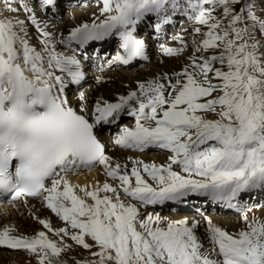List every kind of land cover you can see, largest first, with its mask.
I'll use <instances>...</instances> for the list:
<instances>
[{"label": "snow or ice", "instance_id": "1", "mask_svg": "<svg viewBox=\"0 0 264 264\" xmlns=\"http://www.w3.org/2000/svg\"><path fill=\"white\" fill-rule=\"evenodd\" d=\"M0 3L15 13L0 10V197L40 198L65 222L54 229L37 217L47 232L31 236L6 225L0 248L25 251L36 264H68L67 239L90 254L74 264H264V218L245 212L244 227L230 233L206 216L140 211L192 197L236 208L264 191V0H100L99 14L67 34L37 14L58 9L59 0ZM182 19L191 32L173 35L176 47L159 45L167 56L192 49L180 71L138 82L111 102L98 97L91 109L83 92L79 109L71 105L67 89L85 78L82 61L99 55L89 52L94 43L118 38L121 51L109 63L128 65L147 58L141 24L151 21L161 37ZM122 114L134 125L120 127L113 143L166 151V162L106 154L97 128ZM96 165L114 183L69 179ZM202 223L207 248L197 234Z\"/></svg>", "mask_w": 264, "mask_h": 264}, {"label": "bare ground", "instance_id": "2", "mask_svg": "<svg viewBox=\"0 0 264 264\" xmlns=\"http://www.w3.org/2000/svg\"><path fill=\"white\" fill-rule=\"evenodd\" d=\"M76 2L72 3L73 5L72 9L73 12L70 15H67L65 13H62V10L60 11V7L58 6V9H47L46 11H41L39 8H37V14L41 15L44 19L48 20L50 22V25L53 27V29L56 32H63L64 34H67V30L71 27L82 23L84 21H91L93 18V14H99V7H95L89 4H85L84 2L78 0H75ZM83 4V5H82ZM98 5V4H97ZM6 9V5L4 3H0V10L2 11V14L7 15H15V13H10ZM51 10L56 11L57 13L55 15V18L52 19L51 16L53 13H51ZM21 16L24 14L21 12ZM143 24H141L138 27L137 34L144 35L146 42L149 44V48L147 47V51L149 53V60L148 62L144 63L143 65L145 68L142 69L143 65H138L133 68H124V67H109L104 73H100L98 76H101V80L98 81L96 88L93 91H89L87 94V104L88 107L91 108L94 102L98 97H102L103 99H110L114 100L116 99L120 94H126L128 91H131L133 89H136L138 86V82L147 81L148 79H151L157 75H162L164 73L171 74L173 72L180 71L182 67L186 64L188 57L192 54L191 50H186L184 53H182L179 56H167L163 54L159 48V45L162 43H167L170 46L176 47L178 46V42L174 41L172 39V36L176 33L181 32L178 28L173 25L170 27V31L167 35H162L161 37H158L156 33L153 32L151 21H150V30L149 28V22L147 23V26L142 27ZM191 25L189 26V28ZM191 29V28H190ZM176 31V32H175ZM170 33V34H169ZM157 36V39L154 38ZM158 40L160 41L158 43ZM33 43H36L35 39V31L33 30ZM147 45V44H146ZM118 47L116 46V49ZM113 47L108 48L106 53L111 52ZM112 68V69H111ZM139 71V72H138ZM94 76V75H93ZM103 76V77H102ZM94 99H93V98ZM122 126H133V121L130 120H124V124H121L117 129H114L113 131H109L107 133L108 141L112 140L114 135L119 131V128ZM107 151L112 155V153L116 156H120L123 152L125 155L129 154L130 152H138L130 149H124L121 148L114 143L111 145L109 144ZM141 155L145 160H151L155 161L157 163H164L167 160L168 154L162 151H154L153 154L149 155L145 152H142ZM78 179L85 182V186H92L95 183V174L90 173H78L77 175ZM89 180L90 182H88ZM88 182V183H87ZM264 191H256L254 192V197L250 201L251 196H244L242 198V201L236 208H230L231 210H228V207L225 206L224 209L222 208H216L212 207L209 210H204L206 217H210L215 221L216 223H220L223 226L227 228L228 231L236 232L239 231L241 228L244 227V222L242 220V215L247 212V214L251 217L253 215L264 218V201L262 200L261 196L263 195ZM215 205L218 203L213 202ZM246 203L248 206H250V210L243 209L244 212L241 214L239 212L240 209H242L243 204ZM253 204H260V208L253 207ZM233 209V210H232ZM2 211L4 213V221H14L18 225H21L24 230H31L32 233H37L39 231H46L47 230L39 223L38 212L40 216L47 217L50 216V212L47 209H39L38 212L34 211L31 215H27L26 209L24 208L21 201L17 200L15 202L8 203V206L6 208H2ZM141 214L146 216L149 213L153 214H159L162 217H167L170 220H178L179 218L184 217H190L195 220H201L203 221V215L200 217L185 214L183 212H179L177 214L172 213H162L160 210H141ZM241 214V215H239ZM54 221L53 226L60 228L64 227L65 223H61V219H52ZM198 231L201 234V239L204 242V246L207 248L209 247L208 241H206L205 238V232H204V224H201V227L198 229ZM51 235V234H50ZM52 238L58 239V237H54L51 235ZM67 243L71 244V248L68 249L65 253L62 254V258L67 260L68 264H74L75 261L89 258V252L86 249H83L81 246L76 245L73 241L70 239H67ZM89 243L91 241L89 240ZM95 250V249H94ZM4 251L0 250V264H36V259L34 256L29 255L25 251L22 252H10V253H3Z\"/></svg>", "mask_w": 264, "mask_h": 264}, {"label": "rangeland", "instance_id": "3", "mask_svg": "<svg viewBox=\"0 0 264 264\" xmlns=\"http://www.w3.org/2000/svg\"><path fill=\"white\" fill-rule=\"evenodd\" d=\"M72 1H74V0H59V7L61 8L60 9V11L62 10V13H65V14H67V15H70L72 12H73V9H72V7L73 6H71L70 4H68L69 2H72ZM80 1H82V2H84L85 4H89V2H91V4L93 5L94 4V6L95 7H98L99 6V4H101L100 3V1L99 0H80ZM98 4V5H97ZM83 5V4H82ZM184 21H186V22H184ZM145 25H147V24H145ZM173 25H175L177 28H178V30L180 31L181 29H184V28H186L189 32H191V30H192V28L190 29L189 28V26H190V23L187 21V20H178V21H175V23L173 24ZM149 30H150V21H149ZM176 32V31H175ZM173 33V31H171V34ZM170 34V33H169ZM157 37V36H156ZM160 41L158 40V43H159ZM117 47H118V44L116 45ZM188 50H191V48L189 47L188 48ZM114 67H116V66H113L112 68H114ZM117 67H119V66H117ZM111 68V69H112ZM120 68V67H119ZM143 68H145V66L143 65L142 66V69ZM139 72V71H138ZM103 77V76H102ZM96 88V87H95ZM94 88V89H95ZM263 195L261 196V198H262V200L264 201V193H262ZM253 197H254V194L252 195V198H250V201L253 199ZM264 205V204H263ZM239 215H241V214H239ZM3 251V250H2ZM3 253H5V254H7V253H10L9 251H4Z\"/></svg>", "mask_w": 264, "mask_h": 264}]
</instances>
